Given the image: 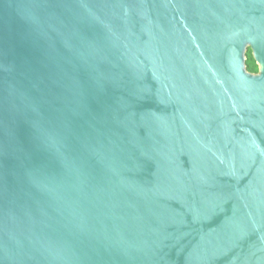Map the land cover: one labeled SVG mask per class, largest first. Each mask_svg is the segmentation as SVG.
I'll return each mask as SVG.
<instances>
[{
  "label": "water",
  "instance_id": "water-1",
  "mask_svg": "<svg viewBox=\"0 0 264 264\" xmlns=\"http://www.w3.org/2000/svg\"><path fill=\"white\" fill-rule=\"evenodd\" d=\"M0 264H264V0H0Z\"/></svg>",
  "mask_w": 264,
  "mask_h": 264
},
{
  "label": "trees",
  "instance_id": "trees-1",
  "mask_svg": "<svg viewBox=\"0 0 264 264\" xmlns=\"http://www.w3.org/2000/svg\"><path fill=\"white\" fill-rule=\"evenodd\" d=\"M247 59H246V65L250 72H258V65L256 63V60L254 59L252 50L249 48L246 53Z\"/></svg>",
  "mask_w": 264,
  "mask_h": 264
}]
</instances>
